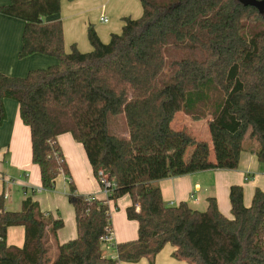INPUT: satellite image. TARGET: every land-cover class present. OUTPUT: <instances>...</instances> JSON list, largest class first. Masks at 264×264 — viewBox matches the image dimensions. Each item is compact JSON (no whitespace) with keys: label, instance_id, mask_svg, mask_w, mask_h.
<instances>
[{"label":"trees","instance_id":"obj_1","mask_svg":"<svg viewBox=\"0 0 264 264\" xmlns=\"http://www.w3.org/2000/svg\"><path fill=\"white\" fill-rule=\"evenodd\" d=\"M139 1L142 15L124 17L121 32L107 43L90 24L88 52L76 43L67 52L62 21L45 22L60 12L61 0L0 6L25 22L21 58L58 59L25 76L0 71V125L7 117L4 99L17 101L31 129L42 188H54L61 173L68 178L78 231L60 243L61 217L29 196L21 210H7L0 195V264H121L145 257L154 264L167 244L188 264H264V190L257 188L246 206L242 186H232L229 218L214 197L204 211L186 202L169 205L157 183L173 173L169 160L178 144L195 142L173 127L178 112L211 116L227 137L240 140L238 152L257 144L264 160V13L241 0ZM120 116L127 126L122 133L115 122ZM63 133L83 144L98 181L103 171L111 182L107 200L77 192L57 139ZM124 195L132 199L127 216L138 222V237L115 245L110 257L103 248L112 229L108 200ZM12 226L25 228L21 247L7 242Z\"/></svg>","mask_w":264,"mask_h":264},{"label":"crops","instance_id":"obj_2","mask_svg":"<svg viewBox=\"0 0 264 264\" xmlns=\"http://www.w3.org/2000/svg\"><path fill=\"white\" fill-rule=\"evenodd\" d=\"M9 3L10 0H0V6ZM142 13L139 0H61L60 12L47 17L45 22L62 21L67 52L73 43L80 51L88 52L92 50L87 37L90 24L95 26L101 40L107 43L112 33L121 32L124 17L136 19ZM103 16L107 21L101 20ZM24 27L23 20L0 12V71L8 75L25 76L29 70L47 68L58 62L56 57L41 53L24 58L19 56ZM4 106L7 117L0 125V195H4L6 209L21 210L23 201L29 196L38 202L42 211L63 219L64 226L57 232L60 243L75 238L78 234L76 213L68 198V178L61 173L54 188H42L40 168L32 160L31 129L21 119L19 103L6 98ZM172 125L195 142H180L173 157V173L157 181L167 204L174 206L186 202L191 208L204 211L208 207V199L214 197L220 212L231 218L232 186H242L246 206L251 205L257 188L264 190V160L257 154V144L253 145V151L238 152L240 140L227 137L213 125L211 116L203 119L179 112ZM57 139L77 192L107 200L83 144L76 141L71 133H63ZM108 204L114 246L108 245L111 251L108 253L104 249V254L116 257L115 245L135 240L139 224L127 216V208L132 204L129 195L116 201L108 200ZM7 242L9 245L23 246L25 228L9 227ZM174 250V246L167 244L155 256L154 264H188L175 258L172 255ZM121 264H151V261L145 257L138 262L124 261Z\"/></svg>","mask_w":264,"mask_h":264},{"label":"built area","instance_id":"obj_3","mask_svg":"<svg viewBox=\"0 0 264 264\" xmlns=\"http://www.w3.org/2000/svg\"><path fill=\"white\" fill-rule=\"evenodd\" d=\"M101 20L103 21H107L106 17H101ZM100 176H101V181L100 183L102 184V188L104 190V192L107 194V197L111 194V189L110 187H112L111 182L107 179L106 175L104 174L103 171H100ZM94 198H96L95 196H92L89 198L90 200H93ZM104 240V244L106 245H110V246H114L113 244V237H112V229H109V232L106 236L103 237Z\"/></svg>","mask_w":264,"mask_h":264},{"label":"rangeland","instance_id":"obj_4","mask_svg":"<svg viewBox=\"0 0 264 264\" xmlns=\"http://www.w3.org/2000/svg\"><path fill=\"white\" fill-rule=\"evenodd\" d=\"M94 26V25H93ZM95 27V26H94ZM254 30L255 29H252V28H250V29H247V30H245V32H244V35L245 36H248V35H250L252 32H254ZM87 52V51H86ZM179 113V112H178ZM180 113H182V112H180ZM116 119V120H115ZM114 120H115V122H116V125H118L120 128V132L122 133V132H124V131H126L127 130V126H126V122H125V120H124V117H116ZM112 125H114L113 124V122H112ZM179 146H180V143L178 144V146H177V148L175 149V151L172 153V155L170 156V160H169V163H170V165L172 166L173 165V161H174V155H176V153H177V151H178V149H179ZM20 210V209H19ZM12 211H18V210H12ZM108 245L106 244H104L103 245V248L108 252V253H110V248L109 247H107ZM53 254V252L51 253V255Z\"/></svg>","mask_w":264,"mask_h":264},{"label":"water","instance_id":"obj_5","mask_svg":"<svg viewBox=\"0 0 264 264\" xmlns=\"http://www.w3.org/2000/svg\"><path fill=\"white\" fill-rule=\"evenodd\" d=\"M245 5L256 7L260 13H264V0H241Z\"/></svg>","mask_w":264,"mask_h":264}]
</instances>
